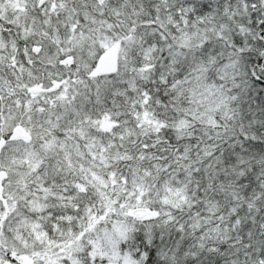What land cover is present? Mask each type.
Segmentation results:
<instances>
[{
	"label": "snow or ice",
	"instance_id": "1",
	"mask_svg": "<svg viewBox=\"0 0 264 264\" xmlns=\"http://www.w3.org/2000/svg\"><path fill=\"white\" fill-rule=\"evenodd\" d=\"M0 264H264V0H0Z\"/></svg>",
	"mask_w": 264,
	"mask_h": 264
}]
</instances>
